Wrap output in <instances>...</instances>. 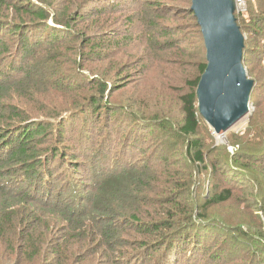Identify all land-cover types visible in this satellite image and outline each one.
<instances>
[{"label": "trees", "instance_id": "trees-1", "mask_svg": "<svg viewBox=\"0 0 264 264\" xmlns=\"http://www.w3.org/2000/svg\"><path fill=\"white\" fill-rule=\"evenodd\" d=\"M42 1L0 0V251H2L0 252V264H34L42 254L43 242L46 241L48 244V242L53 241L52 238L54 237L49 236L41 240L38 237L39 234L33 235L38 224H46L45 215L48 214V210L54 212L53 207H48L49 209H43L42 211L37 206L36 200L42 192L44 177L48 175L51 177L54 174L45 169L41 173L40 185L39 168L43 166L40 150L45 148L40 149L38 147L40 139H37L36 136L44 135L43 133L52 126L57 128L58 132H55L57 135H63L60 127L64 121L69 120V118L60 117L59 121H51L50 119L54 118L49 115L42 119L37 118L29 121L25 117V112L18 109L19 106L13 102L12 91L17 90V86L12 85V83L19 80V82H22V79L25 78V86L30 89L38 90L40 86L41 88H60L61 83L59 82L61 80L58 79V83H56V78L61 77L60 74L69 72L68 69L71 65L81 66L79 59H85V53L87 58L100 56L97 51L102 49V44L107 41L110 43L108 49L116 47L113 35H98L97 33H94L96 36L85 35V33L76 31L73 27L74 23L94 19L95 23L101 21V23L106 24V21L101 18V14H105L107 11L116 14L115 17L125 23H132L131 19L133 17H139L143 22L142 24L150 29L147 33L148 40L156 41L161 38L159 46L162 48L173 49L180 54L188 52L193 55L199 49H202L204 57L203 61L197 64V74L194 77L182 79L183 86L178 90L176 98L179 102L177 105L179 108L178 115H171V109L160 103L151 111V118L145 117L144 115L151 110L149 94L152 90L146 89L144 86L129 98L130 103L124 108L112 107L116 109H113L109 114L107 113L110 118L113 112L120 111L125 116L124 122L129 124L123 129V132L128 130L125 133L126 137H123L126 145L120 142L119 147L116 148L120 136L118 134L114 137L113 135L106 136L111 144L109 152L113 155L112 158H115L113 160L114 165H110L112 160L109 158L108 150L105 149L104 144L100 148L93 145L94 153L88 150L91 144L84 151L85 156H88L89 153L98 155L100 150L103 152L101 159L108 160V165L104 166L98 173L96 194L90 205L92 214L106 218L98 223V231L94 229L92 231L93 234L98 236L97 243L105 245L104 240L106 238L115 245H117V242L126 243L128 240L124 236L127 234L132 236L129 241L134 245V251H131L130 259L138 258V256H146L145 258L148 259L154 256V253L159 254V252L164 255L165 250L169 252L178 245L183 250H192L194 253L193 259L195 260L200 253L205 252L206 254V249H211L225 234L231 236L239 234L243 238H241L242 246L245 247L249 246V244L246 245L245 239L252 238L251 236L255 232L262 234L264 238V227L261 223L263 220L252 219L248 214L250 212L248 208L255 204L256 209L252 213L259 210L261 212L260 218H264V163L262 162L264 160H261L264 157V145L261 149L258 147L263 142L260 136H264V102H256L259 103L263 111H258L255 114L256 119L251 120V125L247 127L244 133L236 135L235 138L240 140V143L235 141L233 144H237L238 149L230 153L226 151L225 147H218L217 150H219L220 156L210 160L211 167L209 168L206 164L209 160L207 159L208 151L206 148L208 146L206 144L207 136L211 135L208 130L210 125L200 113L197 92L199 81L207 65L206 49L201 28L190 9L192 0L188 1L190 7L185 13L196 20L195 23L202 37L199 46L195 40L185 42L186 46L180 45V41L176 39L179 31L178 27L164 22V15L171 10L174 12L177 8L165 3L163 0H78V3L74 2L73 4L76 10L72 13L68 12V8L57 12V9H51L50 3L43 4ZM130 1L136 6L134 11L130 8ZM254 1L251 0V3ZM119 6H124L125 12L129 15L134 12L133 16H128L126 19L118 16ZM180 8L183 9L184 7ZM84 11L88 12V18L84 17ZM146 11H153L150 18L146 15ZM263 12L261 10L253 14L250 6L246 18L234 8L233 15L240 32L242 33L241 27L243 25L239 23L248 24L251 20L253 25L256 21L263 24ZM259 28L255 29L253 37L258 46L250 48L247 46V40L244 39L242 50V65L247 78L252 81L249 101L252 94L253 97L258 95L254 90L258 85V81L264 79V62L261 63V61H264V29ZM14 34L17 37L16 40H14ZM8 36H12L10 40L13 46L10 48H15L14 53L17 57L19 54L21 55L18 59L16 57V59L11 58L8 60L6 54L10 53V49L8 46L2 47L6 44L11 45V42L6 43L5 41ZM66 36H72L73 40L82 41L81 47L84 46V50L74 52L68 45L64 44L67 42ZM46 42L52 43L48 53L46 49L42 53H38L45 46H48L45 44ZM62 48L67 49V53L62 51ZM86 48L89 51L86 52ZM37 53L38 55L33 56L30 62H21L22 57L28 60L33 54ZM3 55L6 56L8 62H3ZM254 57L258 58L255 64L252 63ZM170 62L174 61L170 60ZM17 70H20L19 72L22 73L23 77L17 74ZM11 75L15 76V79L10 80L13 78V76L10 77ZM119 75L121 74L118 73L117 76ZM106 80L97 77L94 81V86H97L101 96L111 93L110 82ZM118 80L124 81L125 78L122 77ZM142 80L144 81L143 77ZM142 100L148 103L149 106L145 105ZM101 102L104 101L95 99L90 102L89 108L93 115L100 110ZM101 106L108 110L107 105L102 104ZM139 110L145 114L138 112ZM76 112H80V110H76ZM55 115L57 116V114ZM68 115H71L70 112ZM68 115L62 117H68ZM135 116L140 118H135ZM108 117H106L107 120ZM142 118L153 123L144 126L140 123ZM168 124H175L176 128ZM152 127L169 129L179 137L181 136L185 140V155L191 163L190 166L193 168L192 164L195 165L202 173L206 171L213 182L214 176L220 175V181L217 180L214 183L208 181L211 184L205 189V192L197 193L193 187V183L196 182L193 177L183 178L181 183L179 182L180 184L178 181H172L171 179L155 182L152 179L153 174L159 171L149 163L148 158L142 159L139 165L133 166V163L128 161V156L134 146L138 147L139 145L137 142L134 143L131 136L133 132L146 128L152 129ZM63 130L65 131V129ZM199 131H203V138L199 137ZM149 133L151 132L149 131ZM147 135H143L141 140L146 141ZM164 136L168 144L170 142L169 138L167 135ZM61 141H63V138ZM163 145L166 147V144ZM140 147L142 148V146ZM63 150L66 149L63 148ZM55 153L53 159L59 155V152ZM234 158L236 161L233 160ZM247 158H250L251 161L246 160ZM63 159L65 158L63 157ZM74 162L73 160H67L65 164L68 163L69 167ZM163 163L165 165L166 161L163 160ZM78 169L79 167H75V170ZM17 180L28 185L27 189H30L31 195L27 197L24 194H17L16 187L18 183H15ZM221 182H227L229 185H224ZM251 182L253 188L251 185L249 186ZM242 185L244 186L242 187ZM6 188L12 189L6 190ZM237 188H242L245 192H240L242 190ZM254 189L258 191L260 196L256 202L253 201L254 198H247ZM36 193H38V196L34 198ZM239 193L242 194L243 201L247 203L243 205L246 204L245 208L238 209L240 215L230 219L222 215H219V217L214 216V209L239 200ZM250 202H254L253 205H250ZM25 212L31 214L32 220L25 216ZM84 212L85 209L83 210L81 206L66 207L60 212L62 220L68 225L64 232L65 237L54 238L56 243L52 245L51 254L54 256L55 262L60 259L63 250H65L64 244L66 242L92 234L83 231L77 217ZM116 215L120 216L118 220H114ZM258 216L256 214V217ZM169 235L170 237H168ZM152 243H155V245ZM258 244L263 245L262 251L264 253V242L260 240ZM78 256H80L79 253H75L73 258ZM66 259L68 261L64 264H71L69 259Z\"/></svg>", "mask_w": 264, "mask_h": 264}, {"label": "rangeland", "instance_id": "rangeland-1", "mask_svg": "<svg viewBox=\"0 0 264 264\" xmlns=\"http://www.w3.org/2000/svg\"><path fill=\"white\" fill-rule=\"evenodd\" d=\"M77 1L78 0H52L51 2V0H43L42 3H50L51 9H57V12L68 8V12L72 13L76 10V7H74L73 4ZM163 1L177 8L174 12L171 10L168 14L164 15V22L178 27L177 29H179V31L177 32L176 39L180 41V45L186 46L185 42L195 40L199 46V41L202 40V37L199 28L195 23L196 20L192 18V16L190 17L188 13H185L189 10L188 7H190V3H188V1L190 0ZM231 1L233 5L232 8H235L237 12L242 13L243 17L246 18L248 17L247 10L249 11L250 6L253 14L258 13L261 10L264 11L263 0H255L252 3L251 0H242L243 2L240 6L236 5L235 0ZM180 7L184 8L182 9ZM130 8L132 11L136 9V6L133 5L131 1ZM119 9L118 16H122L124 19L128 16H133L134 12L129 15V13L125 12L124 6H119ZM83 13L85 18L89 17L87 16V11H84ZM152 14L153 11H146V15L149 18ZM115 15L116 14L110 11L101 14V18L103 21H106V24L101 23V21L95 23V19L92 16L91 17L94 20L81 21L73 24L76 31L85 33V35L93 36L95 35L94 33H97L98 35H113L114 45L116 47L108 49L110 43L107 41L102 44V49L97 51L100 56L87 58L85 53L84 58H86L79 59V61H81V66L71 65L68 69L69 72L60 74L61 77L56 78V83H58V79L61 80V82H59L61 83L60 88H41L40 86L38 87V90L30 89L25 86V78L22 79V82H19V80L12 83V85L17 86V90L12 91L14 98L13 102L19 106L17 107L18 109L25 112V117L26 119H29V121L31 119L36 120L37 118L42 119L49 115L54 118L50 119L51 121H59L60 117L69 118V120L64 121L60 127L63 135H57L55 133L58 132L57 128L52 126L43 133L44 135L36 136L37 139H40L38 147L40 149L45 148L40 150V156L43 159V166L39 168L40 185L41 173L45 169L54 174L51 177L50 175L44 177L42 192L39 196L37 195L38 193L34 196V198L38 196L36 201L39 209L43 211V209L53 207L54 209L52 210L55 212L48 210V214L45 215L46 224L41 223L36 227L33 235L36 236L39 234L38 237L41 240H44L49 236L54 238L65 237L64 232L67 229L68 223L65 224V221L62 220L60 212L66 207L73 208L81 206L83 210L85 209V212L77 217L80 220V225L83 231H88V233H92L93 229L98 231V223L106 218L92 214L90 211V205L96 194V184L99 178L98 173L104 166L108 165V160L101 159L103 152L100 150L98 155H91L89 153L88 156H85L84 151L91 144L88 150L94 153L95 150L93 145L100 148L104 144L105 149L108 150V156L112 160L110 165H114L115 162H113V160L115 158H112L113 155L109 152L111 144L109 140L106 139V136L113 135L114 137L116 134L120 136L116 148L119 147L120 142L121 144L126 145L124 138L126 137L125 133L128 130L123 132V129L129 126V124L124 122L125 116L120 111L113 112L110 118L108 117V114L112 112L113 109L124 108L128 105L130 103L129 98L134 96L137 91H140V89L145 86L146 89L152 90L151 94H149L151 110L146 114L140 110L138 112L145 114L144 116L147 118H151V111L162 103V105L171 109V115H178L179 108L177 105L179 102L176 98L178 90L183 86L182 79L191 76L194 77L197 74V64L200 61H203L204 52L202 49H199V51L193 55L188 52L180 54L173 49L162 48L159 46V43L162 40L161 38H158L156 40L157 42L148 40L149 37H147V33L150 29L142 24L143 22L139 17H133L131 19L132 23H125L121 19L116 18ZM259 22L260 21H256L255 25H253L251 20L248 24L239 23L240 25H243V27H241L242 35L244 39L247 40V46L250 48L258 46L253 40L255 29H260L259 27L264 29V23L261 24ZM16 38L17 37L14 34V40H16ZM89 38L94 39L93 37ZM10 39H12V36H8L5 41L6 43L8 41L9 43L11 42V45L6 44L2 46H8L10 49V53L6 54L8 55V60L11 58L16 59L17 57L14 53L15 48H10L13 46ZM65 39L67 42L64 44L68 45L69 48L74 50V52L79 50L82 51V49L84 50V46L81 47L82 41L78 39L73 40L72 36H66ZM45 44L48 46H45L38 53H42L44 49H46V52L48 53V49L52 43L46 42ZM88 48L85 49L86 52L89 51ZM61 50L67 53V49L62 48ZM38 53L33 54L28 60H25V58L22 57L21 62H30L32 57L38 55ZM3 56V62H8L6 56ZM20 57L21 55L19 54L17 59ZM170 60H173L174 62H170ZM257 61L258 58L254 57L252 63L255 64ZM263 62L264 61H261V63ZM19 71L20 70H17V74H19L20 77H23L22 73L20 74ZM118 73L121 75L117 76ZM12 76L13 75L10 77ZM14 77L15 76L10 80L15 79ZM97 77L109 80L111 93H106L105 96H101L97 86H94V81H96ZM122 77L123 79L125 78V82L118 80ZM142 77L144 81L142 80ZM263 83L264 79L258 81V85L254 90L258 95L253 97L252 94L248 106L249 111L244 117L236 121L223 133L217 132L211 128V126L208 128L211 135L207 136L206 145L208 147L206 149L208 151L207 159L209 160L206 164L209 168L211 167L210 160L214 157L220 156L219 150H217L218 147H225L226 151L230 153L238 149V145L233 144L235 141L240 143V140H236V135L244 133L247 127L251 125V120L256 119L255 114L258 111H263L261 106H259V103H256L258 101L264 102ZM95 99L104 102L100 103V110L93 115L89 108V104ZM142 101L145 105L149 106L144 100ZM102 104L107 105L108 110L102 107ZM75 109L80 110V112H76ZM69 112L71 114L70 116L68 115ZM44 114L48 115L45 116ZM55 114H57V116ZM67 115L68 117H62ZM106 117L109 119L107 120ZM135 118L140 117L135 116ZM170 120L173 121L172 119ZM140 123L144 126H148L153 122L142 118ZM168 125L176 128L175 124ZM63 129H65V131ZM149 131L151 133H149ZM143 135H147L146 141L141 140ZM164 135H167L169 138L170 142L168 144L166 143ZM131 137L134 143L137 142L139 146H134L128 156V161L133 163V166H137L142 159L145 160L148 158L149 163L159 171L158 173L153 174L152 179L155 182L168 181L167 179H171L172 181H178V183H181L183 178L188 179L193 177V179L196 180V182L193 183V187L197 193H202V191L205 192V189L210 186L211 182H213L206 171L202 173L195 165L192 164L193 168L190 166L191 163L185 155V140L173 131H170L169 129L164 130L162 127H152V129L146 128L141 129L138 132H133ZM199 137L203 138V131H199ZM260 137L263 139V142L258 146L261 149L264 145V136ZM62 138L63 141L60 142ZM162 143L166 144V147ZM140 146H142V148ZM63 148L66 150H63ZM55 152H59V155L53 159V156L56 154ZM63 157L65 159H63ZM67 160H73L75 162L68 167L69 164H65ZM163 160L166 161L165 165ZM233 160L236 161L235 158ZM246 160L251 161L250 158H247ZM261 160H264V157L261 158ZM262 162L264 163V161ZM75 167H79V169L75 170ZM220 177V175L214 176V182L217 180L220 181ZM208 181L211 182L208 183ZM15 183H18L16 187V191H18L17 194H24V196L27 197L31 195L30 189H27L28 185L25 182L17 180ZM221 183L229 185L227 182ZM169 184L171 185V183ZM251 184L252 182L249 186ZM243 186L244 185H242V187ZM251 187L253 188L252 185ZM11 189L12 188H6V190ZM237 189L242 190L240 192H245L242 188ZM238 196L240 197L239 200L214 209V216L219 217V215H222L223 217L230 219L240 215L238 209L245 208L247 203L243 201L241 193H239ZM247 198H254L253 201L256 202L260 196L258 195V191L254 189L252 194ZM244 203H246L245 206H243ZM253 203L250 202V205H253ZM255 209V204L248 208L250 211L248 213L249 216L255 220H263L261 223L264 227V218H260L261 212L257 210L258 212L255 211V213H252ZM256 214L259 216L256 217ZM25 216L29 219L31 218V214H28L27 212H25ZM118 218H120V216L116 215L114 220H118ZM168 237H170V235ZM251 237L252 238L248 237L245 239L246 245L249 244V246L245 247L242 246L243 238L239 234H236L235 236L225 234L223 235V238L219 239L217 243L212 246L211 249H206V254L205 252L200 253L195 260L193 259L194 253L192 250H183L178 245L172 248L169 252L165 250L164 255L162 252H159V254H152L154 256H151L148 259L145 258L146 256H138V258L130 259L131 251H134V245L129 241L132 239V236L126 234L124 238H126L128 242H117V245L111 243L110 240L108 241L106 238V240H104L105 245H103L102 243H97L98 236L97 234L92 233L85 237L75 238L74 240L66 242L64 244L65 250H63L61 257L57 262L54 261V256L51 254L52 245L56 243V240L52 238L53 241L48 242V244L44 241L42 244V254L36 259L34 264H64L68 261L66 258L69 259L71 264H264V253L262 251L263 245L258 244L260 240L264 242V238L262 237V234L258 232H255ZM152 244L155 245V243ZM72 250L76 251L75 253H79L80 256L77 257L79 258L78 260L76 257L73 258L75 253Z\"/></svg>", "mask_w": 264, "mask_h": 264}, {"label": "water", "instance_id": "water-1", "mask_svg": "<svg viewBox=\"0 0 264 264\" xmlns=\"http://www.w3.org/2000/svg\"><path fill=\"white\" fill-rule=\"evenodd\" d=\"M232 7L231 0H192L190 8L201 28L207 60L197 88L199 110L220 133L248 113L252 88L242 65L244 37Z\"/></svg>", "mask_w": 264, "mask_h": 264}, {"label": "built area", "instance_id": "built-area-1", "mask_svg": "<svg viewBox=\"0 0 264 264\" xmlns=\"http://www.w3.org/2000/svg\"><path fill=\"white\" fill-rule=\"evenodd\" d=\"M242 0H235V3H236V5H238V6H240V5H242Z\"/></svg>", "mask_w": 264, "mask_h": 264}]
</instances>
